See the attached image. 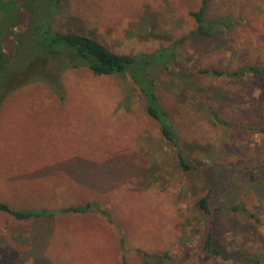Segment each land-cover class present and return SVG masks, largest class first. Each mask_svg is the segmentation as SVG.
<instances>
[{
    "label": "rangeland",
    "instance_id": "1",
    "mask_svg": "<svg viewBox=\"0 0 264 264\" xmlns=\"http://www.w3.org/2000/svg\"><path fill=\"white\" fill-rule=\"evenodd\" d=\"M202 2L48 0L47 16L27 33L31 46L13 58L26 68L10 82L32 71L31 83L0 107V202L21 209L98 201L111 216L18 220L0 210V264H264V75L198 72L264 64V0H208L210 14L232 17V26L209 37L190 35V11ZM21 9L18 0H0V31L17 24ZM70 27L93 32L117 53L175 47L172 69L154 64L150 73L192 168L180 165L128 74L70 69L61 57L33 62L47 29ZM41 76L64 84L66 99ZM207 194L215 208L209 220L198 203ZM237 204L256 222L233 210ZM210 226L213 246L231 258L204 249Z\"/></svg>",
    "mask_w": 264,
    "mask_h": 264
},
{
    "label": "trees",
    "instance_id": "2",
    "mask_svg": "<svg viewBox=\"0 0 264 264\" xmlns=\"http://www.w3.org/2000/svg\"><path fill=\"white\" fill-rule=\"evenodd\" d=\"M22 6V15L17 19V24L11 25L7 28L3 27L0 31V107L5 99L10 94L18 89L21 85L30 84L29 78L32 74H28L24 80L16 83L10 82L12 73L16 70H24L26 67L14 66L13 58L16 52L24 49L25 43L28 41V32L33 29L35 23H39L40 19L47 16L44 6L48 0H38L33 9L27 4L30 0H18ZM32 2V1H31ZM208 0H203L202 5L198 10L190 11L191 16L196 20V27L190 35H197L200 37L214 36L218 33L224 32L232 26L231 15H212L208 10ZM47 18V17H46ZM22 21V23H21ZM49 30L51 34H48ZM47 35L44 38L38 39V44L34 47L37 51L33 54L34 63H43L47 61V58L61 57L69 59L70 69H77L80 67H87L97 75H114V74H128L134 83L139 86L143 96L146 99V110L147 113L154 118L160 125L162 135L164 139L172 143L176 147V154L179 159L180 165L185 169L189 170L192 168V164L188 161L179 145V137L175 132L172 122L169 117V113L166 108L159 101L156 84L154 78L150 73V65L154 66H166L172 69V63L176 60V49L174 46L169 48H161L153 53H140L138 55L123 54L113 51L109 46L103 43L97 38L93 32L89 34L82 32L80 29H72L71 27L67 31H61L57 29L46 30ZM31 43L33 40L30 41ZM30 42L27 44L29 46ZM13 46V47H12ZM27 47V45H26ZM32 49V47H30ZM32 51V50H31ZM32 62V61H31ZM14 63V64H13ZM199 73H210L216 76L228 75L230 77L238 78H253L264 75V64L248 63L241 67L233 70H218V69H200ZM177 76L184 78L182 74L174 73ZM62 75V73H60ZM143 75L147 81L141 80ZM61 77V76H60ZM45 78L53 90L54 94L64 101L66 99V92L64 84H56V81L52 77L41 76ZM60 80V78H59ZM61 83V80H60ZM149 83V84H148ZM249 94H253L251 91ZM248 95V94H247ZM248 99V98H247ZM213 113V112H212ZM215 118L219 122L228 124L225 120L220 118L217 112L213 113ZM264 132V127L261 129ZM254 178V175H252ZM199 211L204 218H212L215 208L211 205V196L209 194L203 196L199 200ZM103 205L98 201H87L81 204H74L67 207L59 208H15L7 202H0V210L7 212L14 216L18 220H28L31 218H43L45 216H52L55 213H74V214H85L94 211L101 212L104 216L110 217V212L102 207ZM235 211H243L248 214L251 221L254 220L255 213L250 211L244 204H237L232 207ZM207 236L204 238V249L210 253L223 256V258L229 259L228 255L222 253L217 247L213 246L212 243V227H209ZM238 257V255H236ZM246 261L259 262L255 257L248 254L241 255ZM235 258V257H234Z\"/></svg>",
    "mask_w": 264,
    "mask_h": 264
}]
</instances>
